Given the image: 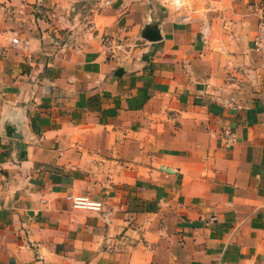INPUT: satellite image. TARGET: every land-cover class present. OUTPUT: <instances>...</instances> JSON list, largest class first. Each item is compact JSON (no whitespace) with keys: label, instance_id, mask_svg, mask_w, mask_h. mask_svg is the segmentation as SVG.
I'll return each mask as SVG.
<instances>
[{"label":"crops","instance_id":"1","mask_svg":"<svg viewBox=\"0 0 264 264\" xmlns=\"http://www.w3.org/2000/svg\"><path fill=\"white\" fill-rule=\"evenodd\" d=\"M190 6L0 0V264H264V0Z\"/></svg>","mask_w":264,"mask_h":264},{"label":"built area","instance_id":"2","mask_svg":"<svg viewBox=\"0 0 264 264\" xmlns=\"http://www.w3.org/2000/svg\"><path fill=\"white\" fill-rule=\"evenodd\" d=\"M118 1L123 9L127 8L131 2L146 1L151 3L154 1H161L163 6H171V8L176 10V12L181 13L183 19L185 20H188L193 13V9L190 6L191 0H103V4L105 6H109ZM201 30L203 31V35H205L206 27H202ZM100 42L105 50L113 56L116 50L121 49L124 46L127 39L104 33L100 37ZM12 43H17V39L14 38ZM252 47L260 59L264 62V14L261 15L257 21L255 35L252 40ZM65 198L74 208L100 210L102 207V203L100 201L92 200L88 196L67 195Z\"/></svg>","mask_w":264,"mask_h":264},{"label":"water","instance_id":"3","mask_svg":"<svg viewBox=\"0 0 264 264\" xmlns=\"http://www.w3.org/2000/svg\"><path fill=\"white\" fill-rule=\"evenodd\" d=\"M142 36L145 39H149L151 41H156L160 38L159 30L158 29H147L143 32Z\"/></svg>","mask_w":264,"mask_h":264}]
</instances>
